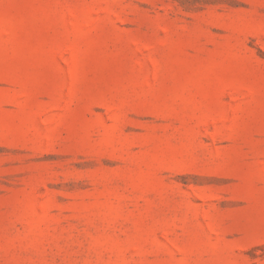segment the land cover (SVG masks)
<instances>
[{
  "label": "rangeland",
  "instance_id": "374dc122",
  "mask_svg": "<svg viewBox=\"0 0 264 264\" xmlns=\"http://www.w3.org/2000/svg\"><path fill=\"white\" fill-rule=\"evenodd\" d=\"M0 264H264V0H0Z\"/></svg>",
  "mask_w": 264,
  "mask_h": 264
}]
</instances>
